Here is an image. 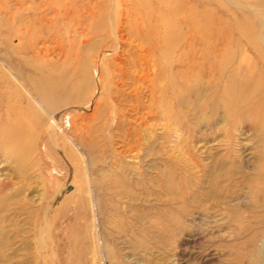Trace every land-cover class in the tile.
Returning <instances> with one entry per match:
<instances>
[{
	"label": "rangeland",
	"instance_id": "rangeland-1",
	"mask_svg": "<svg viewBox=\"0 0 264 264\" xmlns=\"http://www.w3.org/2000/svg\"><path fill=\"white\" fill-rule=\"evenodd\" d=\"M0 264H264V0H0Z\"/></svg>",
	"mask_w": 264,
	"mask_h": 264
}]
</instances>
